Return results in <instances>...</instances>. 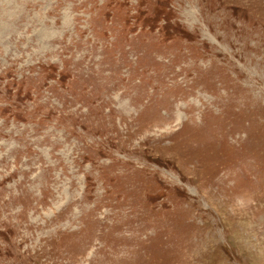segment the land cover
Segmentation results:
<instances>
[{"label": "rangeland", "instance_id": "374dc122", "mask_svg": "<svg viewBox=\"0 0 264 264\" xmlns=\"http://www.w3.org/2000/svg\"><path fill=\"white\" fill-rule=\"evenodd\" d=\"M0 264H264V0H0Z\"/></svg>", "mask_w": 264, "mask_h": 264}]
</instances>
